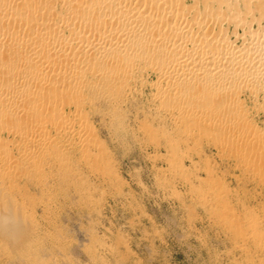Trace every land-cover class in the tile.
Segmentation results:
<instances>
[{
  "label": "rangeland",
  "instance_id": "374dc122",
  "mask_svg": "<svg viewBox=\"0 0 264 264\" xmlns=\"http://www.w3.org/2000/svg\"><path fill=\"white\" fill-rule=\"evenodd\" d=\"M234 1L222 0L220 10L228 17L234 14L239 26L227 20L219 24L231 44L244 51L248 42L264 38V0H248L246 10L252 14L247 15V1ZM257 1L263 8L255 7ZM215 2L208 0L213 8ZM200 9L202 3L203 14ZM127 57L134 69L126 80L106 84L87 74L82 93L73 98L76 102L71 97L69 107L64 105L65 112L85 122L93 135L77 132V122L63 130L45 123L51 135L50 144L42 148L49 153L46 165H32L31 145L18 146L20 139L2 130L1 138L9 143L5 149L16 157V164L13 161L15 170L6 171L0 163V182L6 189L0 200L8 207L12 203L21 226L12 239L0 232V264H264V74L255 82L254 94L250 89L239 92V115L250 120L248 130L254 129L255 137L251 141L262 145L260 151H243L232 140L227 139L230 147L222 144L225 135L218 127L212 129L217 132L199 130L191 126L194 120H176L171 102L157 97V75L143 68L140 56ZM84 135L93 139H86L87 144Z\"/></svg>",
  "mask_w": 264,
  "mask_h": 264
},
{
  "label": "bare ground",
  "instance_id": "6f19581e",
  "mask_svg": "<svg viewBox=\"0 0 264 264\" xmlns=\"http://www.w3.org/2000/svg\"><path fill=\"white\" fill-rule=\"evenodd\" d=\"M191 1L189 3L186 0H0V134L5 130L7 135L11 133L13 138L18 137L20 139L18 146H26L25 149L28 148L27 144L31 145L28 149L30 150L28 158L32 160V165L44 166L42 162L49 160V153H43L42 148L45 149V146L50 144L51 136L46 134L45 123L50 122L54 128L62 130L67 127L73 128L77 121L63 108L71 101V97L73 99L79 95L87 74L104 79L106 84L109 81H124L134 69L132 59L125 58L126 55L132 54L135 59L139 56L142 58L145 70L157 75L158 81L155 83L157 97L171 102V113L176 120L185 117L186 124L188 123L186 118L194 120L196 124L192 125L190 121L189 123L191 126L196 125V129L199 130L210 131L218 127L216 129L225 135L222 144L229 142L228 139L236 143L234 147L238 150L248 151V148H252L260 151L262 145L255 144L250 139L255 138L252 137L254 129L248 130L252 126L248 124L250 120L247 123V118L239 115L243 107L239 92L242 89H250V93L254 94L253 89L257 86L255 82L264 74V36L261 34L262 41L253 40L251 37L250 40L253 41L243 46L245 50H238L231 44L234 42L228 39L230 35L227 38V35L224 36L220 27L222 24L219 23L227 20L238 25L239 19H235L234 14L228 17L226 9L225 12L220 10L222 0H215V4L219 6V9L216 7L218 10L216 12L213 4L209 6L208 0ZM243 1V4L247 1L243 12L247 15L245 13L249 2ZM201 3L203 10L200 11L202 10L203 14L199 12ZM236 3L238 5L237 1ZM258 3L257 1L255 7L261 8V3L260 5ZM237 5L235 4L233 8L235 9ZM238 8L240 7L236 8L237 13ZM249 12L252 10H248L247 13ZM263 16L264 13L261 17ZM260 18H257L258 22ZM251 19L253 21V18ZM252 21L249 19L248 23ZM194 26H197L196 31L193 29ZM226 28L228 29V25ZM250 29L247 28L246 32H250L248 31ZM235 34H238L237 31ZM243 38L244 35L242 37L244 41ZM224 117L228 118L223 121ZM200 118L205 120L200 121ZM79 121L78 118L79 128L76 131L90 134L89 127L87 126V129L83 125L85 122ZM244 128L248 131H244ZM186 130L188 132V129ZM91 134L93 135V132ZM202 134L206 137L204 132ZM215 135L216 133L213 139ZM85 137L87 136L84 135L83 141L87 139ZM219 137L217 141L221 140ZM94 142H90L91 145L95 144ZM262 143L264 145V142ZM8 144L0 135V163L6 171L13 169V161L16 164V157L14 159L12 153L5 149ZM227 144V147L231 146ZM37 168L39 170V167ZM41 170L42 176L45 169L43 172ZM1 185L0 182V196L3 197V189H6H2ZM3 202L0 200V232L2 236H9L8 238L12 239L17 235L15 228L21 224V217L12 212L10 208L12 203L6 201L8 207ZM9 211L12 212L11 215H7ZM31 220L27 222L29 225L32 223Z\"/></svg>",
  "mask_w": 264,
  "mask_h": 264
}]
</instances>
